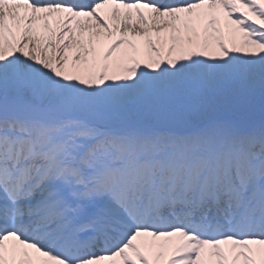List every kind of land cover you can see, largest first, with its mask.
Returning a JSON list of instances; mask_svg holds the SVG:
<instances>
[{"label":"snow or ice","instance_id":"snow-or-ice-1","mask_svg":"<svg viewBox=\"0 0 264 264\" xmlns=\"http://www.w3.org/2000/svg\"><path fill=\"white\" fill-rule=\"evenodd\" d=\"M0 264H264V0H0Z\"/></svg>","mask_w":264,"mask_h":264}]
</instances>
